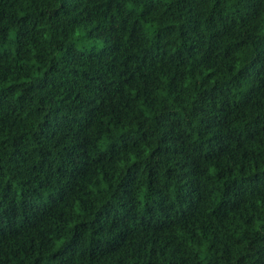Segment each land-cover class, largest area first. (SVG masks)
I'll return each instance as SVG.
<instances>
[{
  "label": "clouds",
  "instance_id": "clouds-1",
  "mask_svg": "<svg viewBox=\"0 0 264 264\" xmlns=\"http://www.w3.org/2000/svg\"><path fill=\"white\" fill-rule=\"evenodd\" d=\"M0 264H264V0H0Z\"/></svg>",
  "mask_w": 264,
  "mask_h": 264
}]
</instances>
